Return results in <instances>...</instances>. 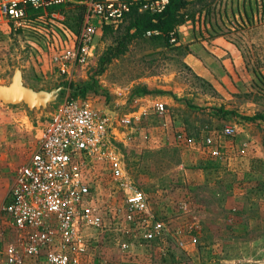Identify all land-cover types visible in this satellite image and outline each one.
I'll use <instances>...</instances> for the list:
<instances>
[{
    "label": "rangeland",
    "instance_id": "1",
    "mask_svg": "<svg viewBox=\"0 0 264 264\" xmlns=\"http://www.w3.org/2000/svg\"><path fill=\"white\" fill-rule=\"evenodd\" d=\"M72 1L59 12L70 25L73 6L86 0ZM190 9L184 43L154 50L132 41L98 73L110 43L100 31L92 60L71 78L50 62L63 38L57 28L44 21L29 36L0 18V86L17 69L24 87L54 92L38 109L0 102V206L62 101L83 98L117 119L133 116L111 146L144 208L128 207L106 164L93 162L85 175L102 224L88 230L86 264H264V123L243 119L264 115V0H213L201 22L198 6ZM153 101L163 103L161 114ZM224 126L233 135L211 156L202 136Z\"/></svg>",
    "mask_w": 264,
    "mask_h": 264
},
{
    "label": "built area",
    "instance_id": "2",
    "mask_svg": "<svg viewBox=\"0 0 264 264\" xmlns=\"http://www.w3.org/2000/svg\"><path fill=\"white\" fill-rule=\"evenodd\" d=\"M71 2L0 0V18L14 30L38 36L37 23L47 21L50 30L60 31L63 38L61 43L55 41L50 62L58 75L66 78L73 76L77 66L92 60L102 26L115 28L128 10L126 3L116 0H86L82 2L85 10L79 30L73 34L59 12L49 11ZM166 4L167 0H143L138 10L159 14ZM150 34L156 31L146 36ZM174 41L170 33L169 42ZM163 106L159 101L150 105L156 114L162 113ZM115 119L106 106L97 109L78 98L62 101L44 122L33 151L13 172L0 206V264H86V247L92 236L88 230L102 224L85 175L93 162L106 164L111 182L120 188L128 207L144 208L143 195L125 177L111 146L120 141L118 128H126L133 116ZM233 132L231 126H224L217 134L205 132L201 143L216 156L221 139Z\"/></svg>",
    "mask_w": 264,
    "mask_h": 264
},
{
    "label": "trees",
    "instance_id": "3",
    "mask_svg": "<svg viewBox=\"0 0 264 264\" xmlns=\"http://www.w3.org/2000/svg\"><path fill=\"white\" fill-rule=\"evenodd\" d=\"M102 1V0H96ZM128 5V10L123 16L120 23L113 28L111 25H103L101 28V40L110 38V43L107 45L99 57L97 62V72L100 73L103 68L114 58L121 55L126 46L136 40H143L149 44L152 49L170 48L174 42H169V34L175 32L177 26L182 24L189 15H194L193 11H190V7L197 5L198 12L201 9H206L213 0H167V4L164 10L159 14H151L147 11H139L140 5L143 0H118ZM66 7V6H65ZM70 6H67L69 8ZM76 9V13L70 12V17L74 25H70L68 17L63 15V24L73 34H76L79 30L82 16L84 14V6H73ZM64 6L49 9V11L61 12ZM63 14V13H62ZM191 16V17H192ZM249 21V19L247 18ZM251 23V21H250ZM156 31V34H150L146 36L147 32ZM142 93L147 94V91L142 89ZM82 96V93L80 94ZM225 114L224 112H221ZM245 121L256 122L260 121L264 123V115H253L251 117H243Z\"/></svg>",
    "mask_w": 264,
    "mask_h": 264
},
{
    "label": "water",
    "instance_id": "4",
    "mask_svg": "<svg viewBox=\"0 0 264 264\" xmlns=\"http://www.w3.org/2000/svg\"><path fill=\"white\" fill-rule=\"evenodd\" d=\"M53 96V91L46 93L24 87L17 69H14L10 82L0 86V102L4 105L23 103L28 109H38L50 102Z\"/></svg>",
    "mask_w": 264,
    "mask_h": 264
},
{
    "label": "crops",
    "instance_id": "5",
    "mask_svg": "<svg viewBox=\"0 0 264 264\" xmlns=\"http://www.w3.org/2000/svg\"><path fill=\"white\" fill-rule=\"evenodd\" d=\"M212 6H213L212 8L214 9L213 4H212ZM217 12H218V10H217ZM220 12L221 11L219 10L218 13L223 14V12H221V13ZM195 18H198V21H200V22L203 21V19H205V21L210 20V18L207 15H205V17H204L203 13H200V12L198 14H195ZM187 27L188 26H187L186 21L176 27L175 32H174V36H175V39L178 43H184L185 40H187V38L189 36L188 30L186 29Z\"/></svg>",
    "mask_w": 264,
    "mask_h": 264
}]
</instances>
